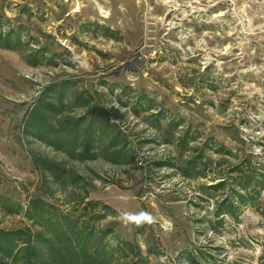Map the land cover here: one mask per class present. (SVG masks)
<instances>
[{
  "label": "rangeland",
  "instance_id": "obj_1",
  "mask_svg": "<svg viewBox=\"0 0 264 264\" xmlns=\"http://www.w3.org/2000/svg\"><path fill=\"white\" fill-rule=\"evenodd\" d=\"M64 83V115L83 126L102 115L136 166L75 161L24 134L43 91ZM33 155L72 178H42ZM243 163L264 179V0H0L1 229L38 230L25 217L33 199L59 219L86 220L97 202L116 213L93 224L95 237L111 231L112 264H264V187L233 198L235 218L213 217ZM140 211L156 223L117 219Z\"/></svg>",
  "mask_w": 264,
  "mask_h": 264
},
{
  "label": "trees",
  "instance_id": "obj_2",
  "mask_svg": "<svg viewBox=\"0 0 264 264\" xmlns=\"http://www.w3.org/2000/svg\"><path fill=\"white\" fill-rule=\"evenodd\" d=\"M3 41L8 44L7 48H13L9 35ZM64 91L65 83L50 85L43 91L23 123L24 134L65 152L75 161H92L101 157L114 165L136 166L128 142L116 126L102 115L99 114L96 121L92 116L85 126L82 125L84 117L74 119L64 115L69 109L63 101ZM76 101L81 107L88 104L80 96ZM97 121L101 123L98 129L95 127ZM32 162L42 178H49L55 184L65 186L72 178L73 173L64 165L48 158L33 155ZM244 164L230 171L237 173L238 189L233 188L216 204L213 217L218 225L222 223L223 216L235 218L237 207L234 199L241 204L247 199L245 193L254 195L258 193V187H264L263 177L250 173ZM187 165L189 170H195L197 166L194 161ZM184 172L187 174V171ZM226 185V180H221L210 189L219 191ZM46 206L41 200L33 199L25 211V217L39 226L36 231L28 227L11 230L0 228V264H112L114 249L107 251L102 244L103 238L111 231H101L100 236L95 237L93 224L115 216L114 210L97 202H86L82 214L87 216L86 220L66 216L59 219L51 216ZM187 256L197 264L192 254Z\"/></svg>",
  "mask_w": 264,
  "mask_h": 264
},
{
  "label": "clouds",
  "instance_id": "obj_3",
  "mask_svg": "<svg viewBox=\"0 0 264 264\" xmlns=\"http://www.w3.org/2000/svg\"><path fill=\"white\" fill-rule=\"evenodd\" d=\"M117 219L121 221L124 224H134L137 227L143 226L144 224H154L156 223V218L149 212L146 211H140L138 213H129V212H119ZM169 227L171 225L169 224ZM116 241L113 240L112 244L115 245ZM160 264H166L167 257L161 256L160 258Z\"/></svg>",
  "mask_w": 264,
  "mask_h": 264
}]
</instances>
